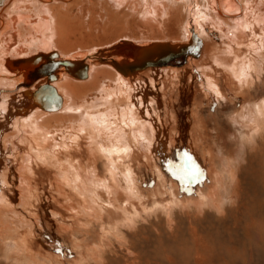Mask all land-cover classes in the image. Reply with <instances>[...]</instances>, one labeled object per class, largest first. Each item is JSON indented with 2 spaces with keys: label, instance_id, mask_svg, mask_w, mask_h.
I'll return each instance as SVG.
<instances>
[{
  "label": "bare ground",
  "instance_id": "bare-ground-1",
  "mask_svg": "<svg viewBox=\"0 0 264 264\" xmlns=\"http://www.w3.org/2000/svg\"><path fill=\"white\" fill-rule=\"evenodd\" d=\"M197 40L199 54L185 56ZM57 50L66 58H55ZM262 73L264 0H0V258L58 264L51 245L34 240L41 187H49L57 232L83 254L75 264H105L112 238L125 241L122 229L143 215L174 205L221 209L251 155L264 157V99L248 92ZM193 77L205 99L195 93L178 141L170 110L176 89L190 92L193 83L183 81ZM221 95L246 103L222 117ZM210 103L206 118L200 107ZM172 147L201 161L203 182L214 180L203 199L160 200L189 183L168 185L157 169ZM142 168L153 187L138 175ZM14 185L13 204L6 194ZM97 227L102 245L87 246Z\"/></svg>",
  "mask_w": 264,
  "mask_h": 264
},
{
  "label": "rangeland",
  "instance_id": "rangeland-1",
  "mask_svg": "<svg viewBox=\"0 0 264 264\" xmlns=\"http://www.w3.org/2000/svg\"><path fill=\"white\" fill-rule=\"evenodd\" d=\"M140 36L142 37V34ZM238 45L240 44L235 43V46ZM57 51H54L58 53L55 58L58 60L66 58V55ZM84 60L87 61L86 58ZM261 76V78L255 76L253 84L248 86V92L254 98V101L264 99V73ZM193 78H186L183 81V83H188L187 85L193 83V86L187 87L190 92L185 93L179 87L176 89L175 98L177 99L170 110L171 112L173 111L174 117L172 118L176 121L174 122L175 126L178 124L180 128H177L182 133L176 134L178 141L181 139L180 137H184L183 133H186L187 124L191 120L189 118L191 110L196 107L193 103L195 93L197 95L203 94H200L199 98L203 97L205 99L203 91L195 78L193 81ZM43 82L45 83V79L37 80L35 84L42 85L44 84ZM158 84L156 92H161V82L159 81ZM194 89H197V92ZM245 103L246 100L242 97L229 99L225 95H221L217 103L218 115L223 117L236 110H242ZM213 105L212 103L201 105L200 109L203 116L207 118L210 110L215 107ZM155 106L157 111L162 109L157 104ZM209 125V130H211L213 122L210 121ZM179 144L181 145V143ZM167 147L169 146L167 145ZM169 152L170 156H161L157 161L159 173L161 172L160 174L166 178L165 181L168 185L171 182L177 183V181L179 185V182L184 178L189 183L186 190H180L179 187L177 192L170 190L166 197H159L160 200L165 198V202H168L169 199L170 201L173 199L175 201L176 199V201L182 202L188 199L193 201L203 199L202 194L206 193V190L208 191L209 187L214 185V180L202 181L200 172L201 161H198L192 154L185 152L179 147H172ZM263 158L261 152L251 155L249 168L246 167L241 172H237L233 186L228 190L230 193L221 201V209H215L206 204L208 207L204 205L195 209L185 208L183 211L177 205H174L175 207L171 213L158 212L138 218L131 228L127 226L128 228L122 229L128 236L125 241H118L112 238L111 246L106 249L105 264H264V166L261 164V160H264ZM167 161L168 163L170 162V165ZM216 164H218V161H216ZM255 170H259V172ZM137 172L145 184L153 187L155 179H153L152 173L147 172L145 168ZM10 188L12 190L10 189L6 197L14 204V202L18 201L20 192L17 185ZM44 190L41 187L40 195L37 194L39 199L37 202L35 201L34 210L39 214L43 222L37 226L39 237L36 236L37 239L34 237V240L38 243L41 242L39 244H44L48 249L51 245L52 251L51 249L46 251L58 258H56L58 264H75L76 260L75 262L72 260L76 259L77 256H83V254L81 256L80 253L78 254V249L72 245V241L70 242L72 237L69 234L65 235V237L57 232L56 223L53 221L54 216L51 214L50 209L52 203L48 199V194L51 195L49 187ZM145 202L152 205V196L150 195L149 200ZM57 218H60V215H57ZM48 220L50 221L48 222ZM101 232L99 227L94 229L93 233L87 236L88 239L85 241L87 246L102 245L104 238ZM80 238H82L81 235H79L78 239L80 240ZM46 242L49 244H46ZM84 257H87V259H84L83 263L91 259L89 254ZM98 263L92 260L88 262V264ZM0 264L7 263L0 258Z\"/></svg>",
  "mask_w": 264,
  "mask_h": 264
},
{
  "label": "water",
  "instance_id": "water-1",
  "mask_svg": "<svg viewBox=\"0 0 264 264\" xmlns=\"http://www.w3.org/2000/svg\"><path fill=\"white\" fill-rule=\"evenodd\" d=\"M201 43L200 40H197L196 43L190 46L189 50L185 52V56L187 55H198L200 52ZM185 61V60H184Z\"/></svg>",
  "mask_w": 264,
  "mask_h": 264
}]
</instances>
